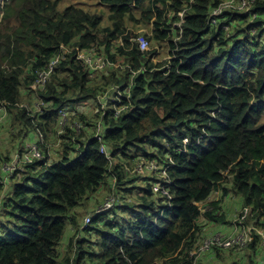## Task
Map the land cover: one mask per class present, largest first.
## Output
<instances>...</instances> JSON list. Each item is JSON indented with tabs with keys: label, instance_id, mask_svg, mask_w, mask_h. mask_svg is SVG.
I'll return each instance as SVG.
<instances>
[{
	"label": "trees",
	"instance_id": "16d2710c",
	"mask_svg": "<svg viewBox=\"0 0 264 264\" xmlns=\"http://www.w3.org/2000/svg\"><path fill=\"white\" fill-rule=\"evenodd\" d=\"M61 1L0 0V103L9 110L0 127H19L24 159L0 157V264H193L202 216L227 223L215 195L227 175L242 198L237 221L252 210L264 230V0L247 14L228 9L216 26L210 15L225 0H99L107 18L77 4L60 11ZM132 24L152 26L142 35L152 48L168 43L174 60L155 63V50L142 52ZM96 49L118 67L90 78L77 56ZM116 85L125 94L118 116L113 101H100ZM61 110L71 123L56 132L62 156L50 162L53 150L30 136L60 128ZM25 140L45 157L25 161ZM145 160L166 168L171 183L131 186L142 178L126 166ZM156 181L169 196L155 192ZM120 186L128 195L138 189L139 208L95 217V195ZM258 239L250 244L257 256ZM61 245H75V256Z\"/></svg>",
	"mask_w": 264,
	"mask_h": 264
},
{
	"label": "rangeland",
	"instance_id": "374dc122",
	"mask_svg": "<svg viewBox=\"0 0 264 264\" xmlns=\"http://www.w3.org/2000/svg\"><path fill=\"white\" fill-rule=\"evenodd\" d=\"M100 2L101 1H99V0H62L61 3L59 4V10L63 11L68 6H71V4H77L78 6H81L82 8H85V9H87L88 7H91V9L94 12H97L98 14H104L105 18H107L109 9L107 7L101 5ZM237 5H238V1L236 3V6ZM242 10H248L249 11L250 9H249V7H247L246 9H236L234 11L235 12H244ZM180 16H183V14ZM169 20H171V19H169ZM129 27H130V30H132L134 33H139V32H146L147 33V32L152 31V26L148 27L147 29L141 30V31H139L140 26H138V25L132 24V25H129ZM127 32H129V30ZM151 48H152V45H151ZM157 49L159 51V54L157 55V57L155 59V63L166 62L170 56V50H169L168 43H164L162 46H157ZM112 100L113 99H110L107 102L110 103ZM23 104H26V103L24 102ZM6 117H7L6 113L3 117H0V123L1 124L5 122ZM262 122L264 123V118H263ZM70 123L71 122H70V119L68 117L62 116L60 118V123H59L60 128L55 127L54 129H51L50 131H46V133H48V138L45 137L44 135L41 136L38 131H36L35 137H34V134H31L30 139L34 138L35 141H37V140H40L41 142L44 141L46 144V147L50 148L51 151L53 150V155H51V153L49 152V154L51 156L50 162H52L53 160L58 161L59 159H61L62 142L58 140V135H62L63 133H66L65 127H67V125ZM18 131H19V127H15V128L12 126L10 127V125H8V123H6L4 126L0 127V157L10 156L11 154H13L14 156H17V154H18L17 152L19 151L17 149V147L21 143L20 139L19 140L16 139V135L18 134ZM56 132L58 135L56 134ZM25 143H26V140L23 142V144H25ZM31 146H33V145L31 144ZM27 149H29V148H27ZM35 155L41 156V153L38 152ZM14 156H13V158H14ZM158 175H159V172H156V174H146V176L141 175L140 177L142 179L138 180L135 185H131V186L141 187L145 183V178L157 179ZM142 176H144V177H142ZM164 178L165 177H163L162 179H164ZM113 182L116 183L114 180H113ZM150 182L153 184L152 181H150ZM122 187L123 186H120V189L117 191H114L113 189L110 190L109 187L106 189L100 190L95 195V199H94L95 203L91 209L94 210V209L99 208V206L101 207L109 197H111V198L115 199L117 202H119L121 204L120 206L132 204L131 206L137 207L138 206V202H137L138 189H134L133 194L128 195V194H126L127 192L125 193L122 190ZM215 195H216V198L220 201V207H221L222 211L226 214V220H227L226 225L228 226V227H226L225 230L220 231V232H216V233L228 235V234L232 233V230H234V229H237L240 233H245L248 230H253L252 231L253 236L254 237L258 236V238H259L258 239L259 240L258 246H259L260 253L258 254V256L254 253V251L250 247L251 243H249V245L243 249H236V250H231V251H223V250L217 248L220 251L219 253H218L217 249L212 250L210 252V254H211L210 257H205L204 260H201L198 264H233L235 262H236V264H249L250 263L249 257L251 258L252 255H255L256 260L258 262L264 261V230L258 226L254 215L248 216L244 220L237 221V216H238L239 212L241 211L240 208L242 205V198L233 191V184H232V178L231 177H229L227 175V178L225 179L224 183L222 184V186L219 188V190L216 192ZM90 204H91V200H86L84 205L82 206V208L77 210V212H78L77 215L80 218L81 227L83 226V221L86 217L85 216L86 211L84 212L82 209L83 208L89 209ZM120 206H117V208H114L115 211H117V213L120 216L127 217V215H125L121 210H118L120 208ZM200 207H201L203 213L208 210L205 205H201ZM137 208H139V207H137ZM101 222H103V219L101 220ZM201 222L202 223L206 222L204 216H202V218L200 219V223ZM118 225H120V223H118ZM211 225H212V228H214L215 230H219L223 224L212 223ZM85 226L86 225H84L83 227H85ZM92 226H94V225H92ZM231 227H232V229H230ZM69 236H70V231H69V233H68V231H66L63 240H66L67 243L69 242V239H68ZM203 236H205V233ZM78 237H79V239H81V238H83V235L78 236ZM86 238H88V237H86ZM89 240H91L93 242H97L96 241L97 238L95 236L90 237ZM66 248H67V246L64 247L63 245H61L60 250L63 253H65L67 251L68 253H70V255L75 256V251L77 249V247L75 245L72 248H69V249H66Z\"/></svg>",
	"mask_w": 264,
	"mask_h": 264
},
{
	"label": "built area",
	"instance_id": "2783aa9c",
	"mask_svg": "<svg viewBox=\"0 0 264 264\" xmlns=\"http://www.w3.org/2000/svg\"><path fill=\"white\" fill-rule=\"evenodd\" d=\"M256 0H239L238 1V5L236 6L237 1L236 0H225L218 8L214 9L210 15V21L212 24H214L213 26L217 25L218 22V18L224 13L227 12L228 9H232V11L236 10V9H246L247 7H249V9L251 10L252 5L255 4ZM249 10V11H250ZM244 11L245 14H247L249 11L248 10H242ZM251 14V13H250ZM182 15V14H180ZM182 17V21L179 23V27L182 26V24H184V19L183 16ZM217 18V19H216ZM135 41L139 44V47L141 49V51H147L149 50V42L147 41V39L145 37H139L137 39H135ZM63 48V46H62ZM88 55L85 56L82 53H79L77 58L78 60H82L83 61V65L85 67H88L90 71L94 72V73H99L101 71H104L107 67H112L114 66L113 63H111L109 61L108 58L95 54L94 52H87ZM108 98H111L109 93H105L100 97V100L102 102V105L104 103L107 102ZM113 99L112 101L115 103V106L117 108L116 110V116H118L119 114H121V109L119 108L118 103L120 102V97H115V98H111ZM8 103L7 102H3L0 103V117H3L5 115V113L7 114L8 117ZM62 116H66L67 115V111L66 110H62L60 113ZM6 117V118H7ZM5 118V119H6ZM99 140L101 141V139L99 138ZM104 148V146H103ZM102 148V149H103ZM38 152H34L33 154H36ZM25 161H33L32 155L29 151V153L25 154ZM37 156V155H35ZM108 157H110L109 151H108ZM17 161H23L24 159L20 156H16ZM111 159V158H109ZM18 165L16 164L15 166L12 167V169H10L9 171H13L15 169H17ZM161 169L162 172H161ZM157 165L156 162L153 161H144L141 162L139 165H137L133 170H131L129 167H127V171L131 174H139V175H144L146 176V174H156V172H160L158 175L157 180H165L167 181V184L171 183V180L168 176V172L166 168H161ZM163 177H165L164 179H162ZM156 185H155V192H159L162 191L164 194H166L167 196H169V192L166 188H163L161 186V182L156 181ZM116 200L113 198H109V200L104 204V206L98 210L97 214L95 213V216H97L98 214L104 213L106 211H109L110 209H112L115 205H116ZM202 211V210H201ZM248 211H246L245 214H247ZM92 220V218L87 219V223H89ZM251 241V233L250 231L246 232V233H239L238 231H232V233L228 234V235H223L221 233H215L211 236H207V237H203L200 239L199 241V246L196 250L192 251L190 253V260L193 262V264H197L198 261L207 253H209L210 251H212L215 248H221L224 250H232V249H242L244 247H246Z\"/></svg>",
	"mask_w": 264,
	"mask_h": 264
},
{
	"label": "clouds",
	"instance_id": "9594fccd",
	"mask_svg": "<svg viewBox=\"0 0 264 264\" xmlns=\"http://www.w3.org/2000/svg\"><path fill=\"white\" fill-rule=\"evenodd\" d=\"M254 5V4H253ZM242 13H244V12H242ZM180 14H183V19H184V12H182V13H180ZM245 14V13H244ZM181 17V16H180ZM2 18V16L0 15V19ZM181 19H182V17H181ZM182 21V20H181ZM185 21V20H184ZM177 25H179V23L177 24ZM142 33L143 32H139V33H134V36H137V37H133L132 38V40L131 41H133L134 43H137L136 41H135V39H137V38H139V37H144L143 35H142ZM147 41H148V39H147ZM138 44V43H137ZM138 46H139V44H138ZM140 48V47H139ZM141 50V49H140ZM149 50H155L156 51V56L159 54V51H158V49H157V46H153V48L151 49V46H150V43H149ZM96 51V53L94 52V51H89V52H94L95 54H98V55H101V56H104L101 52H99L97 49L95 50ZM148 51V50H147ZM143 52V51H142ZM145 52V51H144ZM172 54L173 53H170V56H169V58H168V60L167 61H169L170 60V58L172 57V61L174 60V58L176 57V55H173L172 56ZM104 57H106V56H104ZM107 58V57H106ZM155 59H156V57L155 58H153V61L155 62ZM166 61V62H167ZM112 63V62H111ZM114 64V63H113ZM170 66V63L169 64H167V65H165V67L166 68H168ZM116 67H118V65L115 63L114 64V66H112V67H107L104 71H106V70H110V68H116ZM89 69V68H88ZM112 70V69H111ZM104 71H101V72H99V73H94V72H92V71H90V73L93 75V78H96V77H99ZM45 76H46V73L44 72V71H42L40 74H39V79H38V81L35 83V84H41V78H45ZM133 81V79H131V82ZM35 84L32 86V91H35ZM132 87H133V85H132V83H131V85H130V87H129V95H128V97H127V99L129 100L130 98H131V91H132ZM113 89H117V90H113ZM115 92H116V96H115ZM105 93H109V95H110V97L111 98H115V97H120V102L118 103V105L120 106L121 105V103H122V99L125 97V94H124V90H122V88L121 87H119V86H114L113 88H109ZM105 93H103V94H105ZM102 94V95H103ZM111 94H113V96L111 95ZM101 95V96H102ZM100 96V97H101ZM110 98V99H111ZM101 101V100H100ZM118 108V107H117ZM117 108H116V106H115V103H114V108H113V110H114V112H115V115H116V110H117ZM62 111V110H61ZM68 115V114H67ZM61 117H62V115H61ZM6 119H8V117L6 118ZM5 119V120H6ZM40 134H43L42 133V131L41 130H39L38 131ZM32 142V143H31ZM31 144L33 145V146H31ZM25 146L27 147V148H29V149H27V151L25 152V154L26 153H29V151H30V149L31 150H33V152H40V149L38 148V146L35 144V143H33V141H29L28 143H25ZM41 153V152H40ZM32 155V154H31ZM17 156H22V155H20V154H17ZM33 156V161H35L36 159H42L43 157H45V154L42 152L41 153V156H34V155H32ZM32 161V162H33ZM145 161H153V160H145ZM171 161V160H170ZM22 161H19V163H21ZM45 162H48V158H45ZM153 162H156V161H153ZM172 162V161H171ZM157 163V165L160 167V168H164V167H161L160 166V164H159V162H156ZM162 165V164H161ZM137 166V164L136 165H134V166H126V167H129L131 170H133L135 167ZM160 173V172H159ZM169 176V175H168ZM170 178V177H169ZM110 198V197H109ZM109 198L106 200V202L109 200ZM119 201V200H118ZM105 202V203H106ZM104 203V204H105ZM121 204L119 203V202H116V205L112 208V209H110L109 211H106V212H104V213H101V214H107V213H109L111 210H113L114 208H117V206H120ZM104 206V205H103ZM102 206V207H103ZM102 207H100V209L102 208ZM248 212H251L252 213V210H250V211H248ZM252 216H253V214H252ZM95 217H97V216H95ZM245 248V247H244Z\"/></svg>",
	"mask_w": 264,
	"mask_h": 264
},
{
	"label": "crops",
	"instance_id": "0c3cea01",
	"mask_svg": "<svg viewBox=\"0 0 264 264\" xmlns=\"http://www.w3.org/2000/svg\"><path fill=\"white\" fill-rule=\"evenodd\" d=\"M201 205H203V204H200V206ZM248 216H252V213L251 212H248L247 214H245L244 215V218H246V217H248ZM201 225L200 226H203L204 228H203V233H202V235H201V238L202 237H207V236H211V235H213V234H215L216 232H220V231H223V230H225L226 229V227H228L226 224H223L222 225V227L219 229V230H215L214 228H212V223H207V222H205V223H200ZM233 224V223H232ZM206 225V226H205ZM230 229H232V227L230 228ZM232 231H238L237 229H234V230H232ZM248 231H250V233H251V241H250V243H252L253 242V234H252V231L253 230H248ZM247 231V232H248ZM239 232V231H238ZM204 233H205V236H203L204 235ZM240 233V232H239ZM246 233V232H245ZM200 238V239H201ZM249 245V244H248ZM247 245V246H248ZM246 246V247H247ZM197 249V248H196ZM195 249V250H196ZM216 249V248H215ZM221 249V248H220ZM243 249V248H242ZM214 250V249H213ZM224 250V249H223ZM227 251V250H226ZM211 252V251H210ZM210 252L209 253H207L206 255H204L203 257H210ZM203 257L198 261V263L203 259ZM204 260V259H203ZM189 261H190V257H189ZM197 263V264H198Z\"/></svg>",
	"mask_w": 264,
	"mask_h": 264
},
{
	"label": "bare ground",
	"instance_id": "6f19581e",
	"mask_svg": "<svg viewBox=\"0 0 264 264\" xmlns=\"http://www.w3.org/2000/svg\"><path fill=\"white\" fill-rule=\"evenodd\" d=\"M90 78H93V75H92V74L90 75ZM41 111H42V110H41Z\"/></svg>",
	"mask_w": 264,
	"mask_h": 264
}]
</instances>
